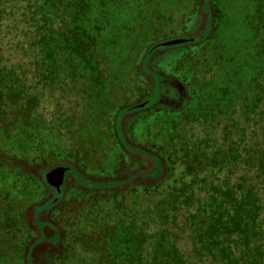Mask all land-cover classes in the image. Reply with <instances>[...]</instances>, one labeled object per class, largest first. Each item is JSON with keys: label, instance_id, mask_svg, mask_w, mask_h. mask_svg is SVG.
<instances>
[{"label": "trees", "instance_id": "obj_1", "mask_svg": "<svg viewBox=\"0 0 264 264\" xmlns=\"http://www.w3.org/2000/svg\"><path fill=\"white\" fill-rule=\"evenodd\" d=\"M91 1L0 0V134H7L5 140L19 120H24V128L17 133L24 137L54 122L56 118L48 120L45 113L49 106L55 113H66L62 86L80 80L84 69L103 64L95 57L97 38L83 24ZM202 6L207 25L200 33L207 30L205 39L211 32L213 6L211 0ZM145 56L141 65L147 68ZM256 56L257 71L246 85V92L256 95L245 110L202 111L186 123L190 113L185 110L161 114L170 129L154 151L163 174L82 214L81 223L88 219L101 230L92 232L93 239L91 232L79 236L90 239L83 247L96 252L93 264H264V31ZM66 64L73 65L71 71ZM239 117L238 133L230 140ZM57 120L58 126H48L49 131L58 130L62 122ZM220 122L227 124L223 136L218 135ZM183 123L191 126L184 137ZM222 141L229 142L225 150ZM6 146L0 139V195L8 193L13 182L8 163L29 158L28 150L14 156ZM44 159L49 165L61 158L49 154ZM12 173L15 178L20 175L18 169ZM131 197L135 198L128 208ZM157 205L163 209L157 211ZM111 211L119 216L124 236L117 240L125 253L117 251L120 244L104 239L110 223L103 214L110 217ZM6 214L0 209V228L7 227Z\"/></svg>", "mask_w": 264, "mask_h": 264}, {"label": "rangeland", "instance_id": "obj_2", "mask_svg": "<svg viewBox=\"0 0 264 264\" xmlns=\"http://www.w3.org/2000/svg\"><path fill=\"white\" fill-rule=\"evenodd\" d=\"M91 3L83 24L97 38L95 57L103 64L93 70L91 66L84 69L80 80L62 86L63 95L67 96L63 100L66 113L64 110L55 113L53 106L47 108L53 113L45 110L48 120L53 117L56 122L47 121L46 128H33L24 137L17 133L24 128V120H19L20 123L10 131V137L5 140L7 134H0V139L14 156L23 149L28 150L27 154L36 161L51 154L82 165L90 175L101 176L128 169L127 165L121 168L127 162L117 160L121 150L116 149L118 144L112 121L120 109L151 93L153 79L141 65L147 49L158 41L202 31L206 12L201 0L195 4L192 0H93ZM211 7L212 26L208 37L196 44L161 49L147 62L161 79V103L141 112L132 139L150 152L155 153V145L164 143L170 131L166 117L161 114L185 110L190 113L184 119L186 123L202 111L226 113L231 109L230 113H241L255 98L256 94L246 92V85H250L258 68L255 60L264 31V0H211ZM64 66L69 72L73 65ZM82 67L85 66L82 64ZM58 118L62 122L58 130L49 131L48 126H58ZM240 120L239 117L235 122L230 140L238 133ZM227 124L222 122L218 126V135L223 136L222 128ZM190 127L184 123L180 125V136H186ZM246 135L247 140L252 139L250 132ZM227 143L222 141L224 150ZM223 156L224 153L219 155L220 158ZM31 160L29 158L28 162ZM16 167L14 170L21 172L20 177L14 176L9 192L0 195V209L5 210L7 218L14 215L6 223L15 220L25 200H34L40 190L32 177H26L22 169ZM13 196L15 199L21 197L20 202L13 203ZM134 198H129L128 208L132 207ZM100 208V204L95 205L92 211ZM154 208L157 211L163 209L162 205ZM109 214L110 217L103 214L110 223L103 231L104 239L120 244V247L116 246L117 251L125 253L122 242H118L124 236L118 228L119 216H113L112 211ZM93 215L99 217L96 213ZM82 230L83 234L91 232L90 239H93V231H101L92 224H83ZM1 236L7 237L5 233ZM90 239L80 241L88 243ZM7 249L0 243V264H15ZM78 254V260L72 264H93L96 260V252L80 251Z\"/></svg>", "mask_w": 264, "mask_h": 264}, {"label": "flooded vegetation", "instance_id": "obj_3", "mask_svg": "<svg viewBox=\"0 0 264 264\" xmlns=\"http://www.w3.org/2000/svg\"><path fill=\"white\" fill-rule=\"evenodd\" d=\"M204 20L203 29L207 25V16ZM144 69L147 76L153 79L151 93L120 109L112 121L114 137L118 144L116 149L121 150V157L119 156L117 160L127 162L121 165V168L127 165V170L122 168L116 171V174L100 173L101 176H93L85 172L82 165L71 160L55 159L46 165L44 158L36 161L33 156H29L33 159L31 162L25 157L8 163L11 175L15 176L12 171L17 166L16 168H21L26 177H32L40 188L34 200H25L24 207L16 213V219L10 221L11 224L6 223V226L10 227L0 229V233L7 235L6 238L1 236L0 243H4L11 251L10 257L15 264H72L73 261H77L78 252H87L79 237L84 231L82 230L84 223H81L84 219L82 214L87 209L93 210L95 205L107 204L114 195L118 197L127 194L129 189L145 186L163 174L164 167L158 155L132 139L141 112L161 103L159 92L161 79L155 76L157 73L151 69L149 63ZM149 98L152 100L144 108L122 114L127 107ZM57 167L64 168L61 179L58 174L51 173L46 181L45 174ZM15 197L13 196V203L20 202L18 199L21 197L17 199ZM75 207L79 209L75 210ZM11 217L13 219L14 215L10 214L9 218ZM87 220L85 222L88 226L92 222Z\"/></svg>", "mask_w": 264, "mask_h": 264}, {"label": "water", "instance_id": "obj_4", "mask_svg": "<svg viewBox=\"0 0 264 264\" xmlns=\"http://www.w3.org/2000/svg\"><path fill=\"white\" fill-rule=\"evenodd\" d=\"M206 2L208 3V0H206ZM201 3L203 4L204 0H201ZM206 34H207V30L204 31L203 33L195 32L192 35L188 34V35H185V36L175 37V38L167 39V40H164V41L156 43L146 53V56L144 58L145 66H147V60L154 53L159 52L161 49L162 50H167V49H170V48L175 47V46H182V45H189L191 43H197V42L201 41ZM151 100L152 99L149 98V99H147L145 101H142L140 103H137V104H134V105H132L130 107H127L126 109H124L122 111V114L127 113V112H132V111L138 110L140 108H144ZM63 171H64L63 167H57L54 170H52L50 173H46L45 174L46 181H48V175H50L51 173L58 174L59 179H61Z\"/></svg>", "mask_w": 264, "mask_h": 264}]
</instances>
